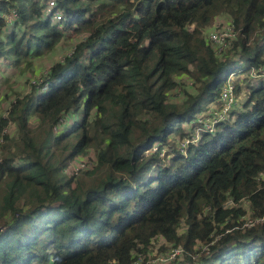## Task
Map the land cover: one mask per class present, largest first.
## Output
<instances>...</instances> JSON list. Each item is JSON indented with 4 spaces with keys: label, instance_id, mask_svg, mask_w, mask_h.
<instances>
[{
    "label": "trees",
    "instance_id": "1",
    "mask_svg": "<svg viewBox=\"0 0 264 264\" xmlns=\"http://www.w3.org/2000/svg\"><path fill=\"white\" fill-rule=\"evenodd\" d=\"M44 6L0 0L10 66L76 40L0 114V264H152L159 239L181 251L157 264H264V79L235 83L228 119L161 155L229 65L262 63L264 0H57L59 21ZM219 14L236 31L221 56L204 36ZM89 149L95 165L71 174ZM243 200L261 219L249 227Z\"/></svg>",
    "mask_w": 264,
    "mask_h": 264
},
{
    "label": "rangeland",
    "instance_id": "2",
    "mask_svg": "<svg viewBox=\"0 0 264 264\" xmlns=\"http://www.w3.org/2000/svg\"><path fill=\"white\" fill-rule=\"evenodd\" d=\"M225 16L227 15L219 14L216 17H214V19L212 20V22L206 29V34H208L209 32H212L213 30H218V27L224 26L227 23V20H226L227 18ZM67 37L68 38H66L62 44H58L52 52L47 53L46 55L38 58L37 60L35 59L30 67H25V66L12 67L9 65L8 59L0 60V114H5L7 112L10 106V102L14 100L16 96H20L21 94L23 95L27 94L31 90H33L36 84L40 83L43 80V75L48 72L50 66L53 63L61 60L64 56L69 54V51L71 49L70 47L71 43L75 42L76 40L74 39V35L72 34L67 35ZM228 68L229 69L232 68V71H235V70L241 69L242 67L236 64L235 65L231 64L228 66ZM237 82H239V84L244 83L241 81V79H237L235 83ZM184 84L188 86L186 87V90L188 91L193 90V88H191L190 86L191 83L186 82V79H185ZM245 96H246V88L242 86V89L240 90L237 89L236 104L243 101L245 99ZM182 97L183 96L181 93L180 95L173 94V98H176L178 100H180ZM212 106H215V105L212 104L211 102L207 103L206 108L198 112L195 115V120H193L194 121L193 123L195 125L192 128L190 127L188 128L187 126H185V124H182V128L186 129L185 130L186 133L182 137H179V135L176 134L175 132L172 133L169 136L170 146L165 148L164 151H162L161 155L163 154H166L167 156L173 155V152L175 151V149L183 151L185 147L188 145L186 143L187 139H191V137H195V140H196L197 138H199V134L196 131L198 127L196 123H198L199 119H203L206 121V119L208 118L207 113L210 112V110H212L211 108ZM30 123L34 125L35 119L32 118L30 120ZM63 124L66 125L65 122H63ZM7 131H10L11 133H13L14 127L8 128ZM94 161H95L94 151L92 149H89L86 154L78 155L74 159L68 161L67 170L68 168L71 167L73 162H76V163L84 162V164L86 165V168H80L82 170L87 169L88 167L89 169H91L94 166V164H92ZM241 203H242L241 206L246 211V214L243 215L241 219L243 218L242 219L244 220L243 222L247 223L250 220L249 218L253 219L254 217L251 216L250 207L248 206L246 200H243ZM161 243H164L162 239H159L156 242L154 241L152 242V248L150 250L152 252H150L146 256L147 259H149V261L152 264L164 263L161 259L165 257V254H167L166 251L168 250L167 249L162 250V248H159Z\"/></svg>",
    "mask_w": 264,
    "mask_h": 264
},
{
    "label": "built area",
    "instance_id": "3",
    "mask_svg": "<svg viewBox=\"0 0 264 264\" xmlns=\"http://www.w3.org/2000/svg\"><path fill=\"white\" fill-rule=\"evenodd\" d=\"M44 10L46 13L52 12L53 21H59L62 19V13L57 8V0H44ZM226 15V14H225ZM227 19V23L224 26L218 27V30H213L212 32H209L206 34V29L204 31L205 39L209 42V44L213 47V49L216 51V54L218 56H221L224 54V52L230 47L232 42L236 39V31L234 30L231 20L228 16H225ZM263 61L260 65L257 67H249V68H241L239 70L231 71L229 72L226 77L222 81L221 89L218 98H216L212 104L215 106H212V110L207 113L208 118L205 120L199 119L197 127V133L199 134V130L203 131H213L214 125L225 121L231 116V112L234 109L236 105V86L235 81L237 79H264V52L262 54ZM174 94H177V91H174ZM209 108V107H208ZM195 141V137H191V139H187L186 143ZM186 144V145H187ZM95 161L92 163L95 165ZM71 168V169H70ZM68 168V171L72 174H76L78 171L82 170L80 168H86V165L84 162L82 163H76L73 162L71 167ZM89 169V167H88ZM85 170V169H84ZM228 204H231V200L228 202ZM243 219V218H242ZM250 220L247 223H244L245 226L249 227L253 225L254 223L260 221V218H249ZM180 248H171L168 249L167 254H165V257L161 260L163 262H168L174 259V257L180 253ZM142 261V256L138 254L137 259L133 262V264H138Z\"/></svg>",
    "mask_w": 264,
    "mask_h": 264
}]
</instances>
